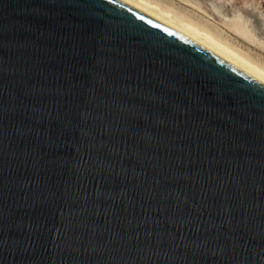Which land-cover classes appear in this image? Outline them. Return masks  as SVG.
<instances>
[{
	"label": "water",
	"instance_id": "1",
	"mask_svg": "<svg viewBox=\"0 0 264 264\" xmlns=\"http://www.w3.org/2000/svg\"><path fill=\"white\" fill-rule=\"evenodd\" d=\"M0 264H264V81L125 0H0Z\"/></svg>",
	"mask_w": 264,
	"mask_h": 264
},
{
	"label": "rangeland",
	"instance_id": "2",
	"mask_svg": "<svg viewBox=\"0 0 264 264\" xmlns=\"http://www.w3.org/2000/svg\"><path fill=\"white\" fill-rule=\"evenodd\" d=\"M166 1L206 23L233 46L264 64V0H192L195 6L182 0ZM237 24L243 30L237 29Z\"/></svg>",
	"mask_w": 264,
	"mask_h": 264
},
{
	"label": "bare ground",
	"instance_id": "3",
	"mask_svg": "<svg viewBox=\"0 0 264 264\" xmlns=\"http://www.w3.org/2000/svg\"><path fill=\"white\" fill-rule=\"evenodd\" d=\"M220 53L264 81V64L233 46L220 33L166 0H125ZM193 5L192 0H182ZM175 2V1H174ZM197 7V6H196ZM236 23H234L235 25ZM242 26L237 24V29Z\"/></svg>",
	"mask_w": 264,
	"mask_h": 264
}]
</instances>
